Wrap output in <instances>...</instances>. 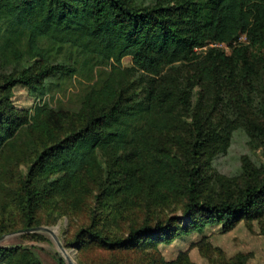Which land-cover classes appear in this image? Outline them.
<instances>
[{"label": "rangeland", "instance_id": "rangeland-1", "mask_svg": "<svg viewBox=\"0 0 264 264\" xmlns=\"http://www.w3.org/2000/svg\"><path fill=\"white\" fill-rule=\"evenodd\" d=\"M0 27V87L7 77L25 69L31 73L45 65L71 69L35 88L19 84L7 93L12 109L27 114L28 122L0 150L1 248L27 249L41 264H67L49 233L19 232L25 224L24 189L64 175L29 177L31 166L46 147L84 125L98 91L121 95L125 105L134 106L146 103L152 85L162 84L174 100L185 91L189 108L175 105L171 124L148 132L125 150H95L90 163L77 173L76 187L70 184L66 196L46 198L36 207L33 228L52 230L74 264H264V214L242 219L230 230L221 224L207 225L145 250L111 251L81 241L87 231L102 230L110 238L126 239L143 226L155 229L157 223L169 222L183 226L189 220L185 172L194 166L201 177L197 186L201 202L233 200L247 184L264 178L261 49L252 47L243 34L234 44L247 48L243 54L249 68L238 57L227 61L226 68L204 67L210 63L211 49L231 55L229 47L209 43L195 49L193 63L164 66L152 75L137 68L129 56L119 63L101 60L50 40L38 42L39 55L27 54L26 38L16 40L15 34H4L6 21ZM194 120L202 124L207 149L192 160Z\"/></svg>", "mask_w": 264, "mask_h": 264}, {"label": "trees", "instance_id": "trees-1", "mask_svg": "<svg viewBox=\"0 0 264 264\" xmlns=\"http://www.w3.org/2000/svg\"><path fill=\"white\" fill-rule=\"evenodd\" d=\"M146 1L0 0V23L6 21L8 25L4 34H15L16 40L26 38L27 54L39 55L38 42L50 40L78 48L101 60L112 59L119 63L129 56L137 68L152 75H158L164 66L193 63L197 59L195 49L209 43L229 47L231 55L211 49L207 53L210 63L204 67L222 65L226 68L227 61L238 57L249 68L251 65L243 54L247 48L234 44L243 34L252 47L264 52V0H161L153 5ZM212 53L215 55L211 56ZM65 72L71 69L64 65H45L38 72L25 69L15 77H7L0 87L3 89L0 94V150L28 122L27 114L12 109L7 93L19 84L35 88L43 80ZM168 89L162 84L152 85L146 103L134 106L125 105L121 95L98 91L86 113L84 125L46 147L31 166L29 177H47L57 172L64 175L41 186L34 182L24 189L21 211L25 224L22 228L34 227L33 214L44 199L66 196L70 184L76 187L77 173L90 163L95 150H125L133 143L138 144L148 132L171 124L175 105L185 110L189 108L185 91L174 100ZM202 133V124L194 120L190 144L192 160L207 149ZM199 174L196 166L185 172V214L189 220L183 226L170 222L167 225L157 223L155 229L143 226L132 230L126 239L110 238L102 230L87 231L81 241L94 242L111 251L145 250L156 243H169L177 236L200 231L207 225L221 224L225 230H230L242 219L264 214V178L247 184L233 200L201 202L197 195ZM0 264L41 262L27 249L0 247Z\"/></svg>", "mask_w": 264, "mask_h": 264}, {"label": "water", "instance_id": "water-1", "mask_svg": "<svg viewBox=\"0 0 264 264\" xmlns=\"http://www.w3.org/2000/svg\"><path fill=\"white\" fill-rule=\"evenodd\" d=\"M41 230H42V231H45V232H47V233H49V234L53 237L54 241L56 242V244H57V246H58V248H59V250H60V252H61L62 255L64 256V258H65L67 264H74V262H73V261L69 258V256L66 254L64 248L62 247V245L60 244L58 238L56 237L55 233H54L52 230H50V229H48V228L36 227V228H31V229L21 230V231H19V232H20V233H31V232L41 231ZM1 240H2V238H0V241H1Z\"/></svg>", "mask_w": 264, "mask_h": 264}]
</instances>
